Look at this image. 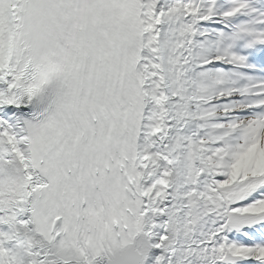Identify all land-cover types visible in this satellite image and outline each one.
Instances as JSON below:
<instances>
[{
    "label": "snow or ice",
    "instance_id": "6c2138e0",
    "mask_svg": "<svg viewBox=\"0 0 264 264\" xmlns=\"http://www.w3.org/2000/svg\"><path fill=\"white\" fill-rule=\"evenodd\" d=\"M0 264H264V0H0Z\"/></svg>",
    "mask_w": 264,
    "mask_h": 264
}]
</instances>
